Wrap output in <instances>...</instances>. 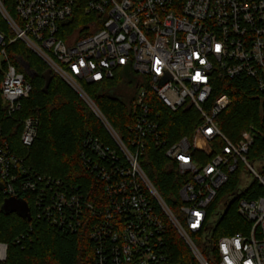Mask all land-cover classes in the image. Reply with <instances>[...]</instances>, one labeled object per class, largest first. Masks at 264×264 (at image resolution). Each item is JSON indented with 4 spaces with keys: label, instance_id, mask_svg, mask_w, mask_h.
Here are the masks:
<instances>
[{
    "label": "built area",
    "instance_id": "obj_1",
    "mask_svg": "<svg viewBox=\"0 0 264 264\" xmlns=\"http://www.w3.org/2000/svg\"><path fill=\"white\" fill-rule=\"evenodd\" d=\"M76 7L92 19L71 32L66 25ZM15 10L17 19L0 0V16L9 31L0 30V112L16 114L32 92L29 66L19 59L14 64L8 54L20 41L83 98L109 139L88 136L84 141V164L102 186L96 201L78 188L67 191L62 182L60 190L50 179H33L4 140L0 199L35 194L36 219L44 217L73 232L89 226L94 264H177L167 246L169 226L197 264H211L202 249L211 245L229 201L254 183L264 192V165L256 171L249 159L261 131L250 126L233 142L218 122L231 99L226 93L214 97L217 79L249 80L264 95V0H15ZM119 69L131 71L135 88L129 102L136 120L125 133L111 126L83 89L84 84L113 80ZM155 100L172 113L194 110L200 122L193 134L169 143L161 114L152 110ZM38 127L34 117L23 121L24 147L34 144ZM3 130L0 122V135ZM199 138L221 145L206 165L193 160V142ZM149 146L160 149L183 179L177 212L141 166ZM236 175L233 196L210 210ZM249 175L253 179L247 186ZM237 214L242 230L213 242V263L264 264V196L240 199ZM31 232L32 227L18 242ZM8 251L0 243V264H7Z\"/></svg>",
    "mask_w": 264,
    "mask_h": 264
},
{
    "label": "trees",
    "instance_id": "obj_2",
    "mask_svg": "<svg viewBox=\"0 0 264 264\" xmlns=\"http://www.w3.org/2000/svg\"><path fill=\"white\" fill-rule=\"evenodd\" d=\"M6 11L13 19H17L15 0H1ZM88 18L82 8L76 7L72 20L66 25V30L74 31L86 25ZM0 30L9 32L5 21L0 16ZM9 57L17 65L18 59L23 60L34 73L28 76L32 92L24 99L22 108L14 115L0 112V122L3 134L0 144L6 140L23 161L26 169L31 170L33 179L42 177L59 183L67 191L77 192V188L84 195L90 193L91 201H96L101 195L102 186L95 173L86 169L82 154L85 152L84 141L93 136L107 141L109 134L101 121L94 114L83 98L54 72L33 52L29 51L22 42L8 49ZM50 73L49 76L47 74ZM122 73L113 80L104 83L84 84L83 89L96 104L111 126L125 133L128 125L134 124L136 115L129 99L135 92L132 76ZM131 73V71H130ZM46 86L48 88L45 90ZM121 86L131 90L130 95L124 97L114 95ZM226 93L231 99L230 107L218 118L221 130L233 142H238L241 133L254 126L261 131L249 152L252 162L264 159V95L260 94L254 83L243 80L236 83L226 79H217V90L214 97ZM152 110L161 114L164 131L169 143H173L184 136L192 135L200 122L194 110H181L177 113L168 111L158 101L152 103ZM34 117L39 122L38 136L34 144L24 147L21 143L23 121ZM193 160L201 165L210 162L221 150L219 143H208L204 139L194 140ZM144 172L155 188L161 194L172 211L177 212L180 203V191L183 179L177 175L166 159L165 154L155 146H149L146 156L140 161ZM238 176L231 177L227 186L222 188L216 201L210 206L213 210L227 196H233L238 183ZM25 178L21 176V179ZM35 194L22 193L17 199L28 203L32 221L23 219L16 213L7 214L3 210L7 199H0V243L9 246L7 264H94L95 244L90 239L89 226H83L77 232L61 228V225H51L44 217L35 218ZM264 192L256 184H252L246 191L232 198L223 216L217 221L213 229L211 245L202 249L210 260L216 258V248L213 242L223 236L240 232L242 220L237 214L238 202L258 199ZM32 227L30 236L18 239L27 234ZM167 246L172 252V262L177 264H197L189 248L178 235L176 230L168 227L166 236Z\"/></svg>",
    "mask_w": 264,
    "mask_h": 264
},
{
    "label": "water",
    "instance_id": "obj_3",
    "mask_svg": "<svg viewBox=\"0 0 264 264\" xmlns=\"http://www.w3.org/2000/svg\"><path fill=\"white\" fill-rule=\"evenodd\" d=\"M50 73L47 74L49 76ZM48 88L46 86L45 90ZM3 210L7 214L16 213L23 219H28L31 221V211L29 205L23 201L16 198H9L5 201Z\"/></svg>",
    "mask_w": 264,
    "mask_h": 264
},
{
    "label": "rangeland",
    "instance_id": "obj_4",
    "mask_svg": "<svg viewBox=\"0 0 264 264\" xmlns=\"http://www.w3.org/2000/svg\"><path fill=\"white\" fill-rule=\"evenodd\" d=\"M126 71V75H129L130 77L132 76V74L130 73V70L128 69H119L116 73L117 76H122V73ZM34 73L32 72L31 76H33ZM131 93V90L128 89L126 86H121L120 88H118L116 91L113 92L114 95H117V96H121V97H124L127 98ZM262 165H264V162L262 163H259L257 161L253 162V166L255 168L256 171H260ZM252 179L253 177L251 175L247 176V186L252 182Z\"/></svg>",
    "mask_w": 264,
    "mask_h": 264
}]
</instances>
